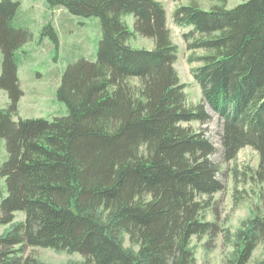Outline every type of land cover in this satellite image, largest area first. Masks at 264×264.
Here are the masks:
<instances>
[{
    "label": "trees",
    "instance_id": "obj_1",
    "mask_svg": "<svg viewBox=\"0 0 264 264\" xmlns=\"http://www.w3.org/2000/svg\"><path fill=\"white\" fill-rule=\"evenodd\" d=\"M213 1L172 11L176 25L191 27L188 48L203 49L190 57L201 62L194 78L202 92L190 104L164 2L47 0L101 26L96 54L76 57L63 73L57 96L68 113L49 120L15 119L24 94L18 49L33 34L16 23L21 0H0V88L10 98L0 108V225L8 227L0 264H39L31 249L39 246L80 253L84 264H196L194 236H207L209 246L225 230L231 242L218 218H208L224 188L216 147L190 125L210 120L208 106L222 120L224 160L247 145L259 154L258 202L235 235L231 264H247L264 244V0L231 8ZM43 34L58 41L52 24ZM140 38L152 46H139Z\"/></svg>",
    "mask_w": 264,
    "mask_h": 264
},
{
    "label": "rangeland",
    "instance_id": "obj_2",
    "mask_svg": "<svg viewBox=\"0 0 264 264\" xmlns=\"http://www.w3.org/2000/svg\"><path fill=\"white\" fill-rule=\"evenodd\" d=\"M168 11V27L172 31V39L178 46V56L175 67L180 80L185 84L187 102L197 103L202 98L201 86L194 78V68L200 61H191L203 53V49H190L183 39V33L191 27L178 29L172 19L173 9L191 0H161ZM201 7H209L213 0H197ZM244 0H227L228 7H234ZM129 22L132 23L131 17ZM16 23L28 28L33 36L18 49L19 68L18 75L24 94L18 103L19 117H44L53 120L54 117L68 113L67 105L57 96V90L62 76L69 62L80 55H95L101 34L100 20L96 17L81 18L68 10L50 5L47 0H21L19 15ZM52 24L56 30L58 41L54 42L44 29ZM139 46H152V41L140 38ZM76 60V59H75ZM74 61V60H73ZM2 71V51L0 49V72ZM10 98L8 91L0 88V108L6 107ZM211 118L208 122L200 124L193 121L190 125L195 129H204L206 135L216 147L212 158L220 161L221 180L224 188L214 194L217 207L216 215L208 218H218L222 227L233 235L232 241L225 240V230L219 232L212 245H206L207 236L202 239L194 236L192 244L196 250V264H231L237 251L234 244L235 235L242 223L253 215V208L258 202V186L253 180L252 172L259 163L258 151L250 145L241 147L235 158L226 161L223 158L221 134L222 120L209 106L207 107ZM7 156V147L4 137L0 136V166ZM0 189L5 190V178L0 175ZM103 210H97L101 215ZM22 214L17 213V217ZM8 227L0 225V233ZM123 244L131 247L128 235ZM38 255L39 264H84L83 257L77 252H68L53 247L31 248ZM137 250V247L134 248ZM264 261V244L261 243L254 250L247 264H262Z\"/></svg>",
    "mask_w": 264,
    "mask_h": 264
}]
</instances>
